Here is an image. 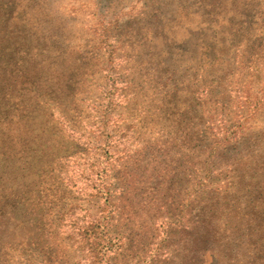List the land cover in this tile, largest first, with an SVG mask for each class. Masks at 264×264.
<instances>
[{
    "label": "rangeland",
    "instance_id": "obj_1",
    "mask_svg": "<svg viewBox=\"0 0 264 264\" xmlns=\"http://www.w3.org/2000/svg\"><path fill=\"white\" fill-rule=\"evenodd\" d=\"M153 25L213 46L223 65L226 84L203 95L200 147L177 127L180 100L153 92L148 110L145 78L106 74L115 35ZM90 90L96 103L79 102ZM38 145L67 157L42 164ZM176 147L210 153L214 174L182 214L181 195L169 208L162 192L140 190L160 160H182ZM136 164L150 169L131 178ZM0 264H264V0H0Z\"/></svg>",
    "mask_w": 264,
    "mask_h": 264
},
{
    "label": "trees",
    "instance_id": "obj_2",
    "mask_svg": "<svg viewBox=\"0 0 264 264\" xmlns=\"http://www.w3.org/2000/svg\"><path fill=\"white\" fill-rule=\"evenodd\" d=\"M145 4L144 2V5ZM142 18H144V16ZM177 18L178 16L176 19ZM170 20L169 25L171 26L175 19L171 18ZM153 26L154 30L152 32L143 34L140 37H138V34L127 36L124 32L115 35L114 45L108 46L111 48L110 50L105 49L107 55H104L107 57L106 62L108 64H116L114 67H108L106 74L109 75L110 78L114 77L117 80L119 75L121 76L123 73H127L132 77V82L134 77H138V79L145 78L146 81L143 83L146 88L143 91L149 95V100L147 102L148 110H154L153 108L156 107L155 99L151 97V94L154 95L153 92H157L158 95H168V99L170 98L171 100L169 101L170 105L173 104L174 99H177V101L180 100L182 104L173 105L177 106L179 111L182 110L180 114H182V117L186 118L181 119L177 127L179 130H182L181 132H183L184 135H188L190 132V142L193 141V145L191 144L190 146L191 148L195 146L200 147L205 144V133L208 130V126H206L208 123L207 114L211 111L207 105L208 100L207 98H203V95H213L215 89L218 90L219 87L226 84V76L223 71H221L223 65L220 64L218 53L213 46L208 44L204 46L202 43L191 39V37H183V40L175 41V31H172L174 28L168 27L163 30L159 25ZM112 28L110 32H112ZM138 46L141 47V49H139ZM190 47H193L195 51V62L187 61V53ZM118 51H122L123 53H117ZM129 63L134 65H129ZM101 67L103 68V66ZM118 68H122V70ZM99 81L100 77L98 76L91 78V88H93V90L100 88ZM138 93L139 92H133L134 105H137L139 99ZM87 101L91 104H95L97 101V96L94 92L92 93V90H90L88 95H83L79 99L81 103ZM224 107L225 106H220L218 109L223 111L225 109ZM76 110L77 108L75 112ZM220 114L223 115V113ZM31 120L36 121L35 117H32ZM189 125L190 127H188ZM65 127L64 136L69 137L71 135L72 140L76 142L77 139L82 138L84 130H79L74 126H72V128L68 126ZM45 134L48 135V133ZM48 137L50 140H53V142L58 143H62L63 139L65 140V137L56 133H53V138L50 136ZM49 147L50 145L46 146V148L38 145L35 158L42 164H45V162L55 157H60L61 159L67 157V154H63L59 148L47 150ZM145 148H147V146ZM184 149L186 148L176 147L173 150V152L181 154L180 157H182L181 161L174 162V167H171L170 164H166L164 159L163 161L160 160L158 162L159 167L152 168V172L156 169L154 175L158 176V180L152 185H144L140 188L143 196L151 194L153 190H155L153 194L156 195L162 192L161 196L166 203L165 206L169 208L177 203L178 195H181L182 201L179 205L181 214L188 204L194 203L193 199H190L191 196H199L207 190L206 188L212 185L211 183L214 176L210 167L212 158L210 153H202L203 151L199 148L192 149L188 152H184ZM85 157L87 156L85 155ZM139 169H143L145 172L146 169L149 170L150 167L147 164L145 167H142L141 164H136V166L131 168V178H138L135 172ZM152 172L150 174H152ZM141 177L142 176H140V178ZM120 180H122L121 176L118 177V181ZM125 183V190L122 189L119 194L121 198L129 201V192L131 191L129 187L132 182L131 180H126ZM35 187H38V192H40L44 198L49 195V192H47L45 188H42V185L36 184ZM151 187H153L152 190H150ZM171 188L176 189L177 193H173ZM106 191L112 194L111 189H107ZM142 202H145V197L142 199ZM157 212L159 215L162 214L160 209L157 210ZM169 217L171 218L172 215ZM43 219L46 220L47 218L45 217ZM173 222H179V219H173ZM82 231L84 234H91V231L85 229ZM40 232L43 234V229L40 230Z\"/></svg>",
    "mask_w": 264,
    "mask_h": 264
}]
</instances>
